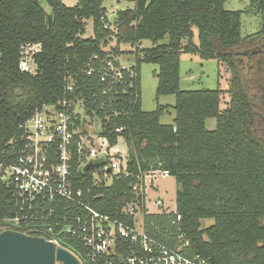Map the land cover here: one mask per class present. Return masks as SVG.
Masks as SVG:
<instances>
[{
  "label": "trees",
  "instance_id": "trees-1",
  "mask_svg": "<svg viewBox=\"0 0 264 264\" xmlns=\"http://www.w3.org/2000/svg\"><path fill=\"white\" fill-rule=\"evenodd\" d=\"M104 1L78 0L67 7L62 0H0V164L16 160L23 125L37 110L80 102L85 115L98 119L99 137L109 148L122 138L127 149V172L112 175L109 186L93 187L73 156L75 185L90 189L97 211L132 223L120 212L125 203L141 200L133 187L144 186L146 173L167 172L180 188L176 214H144L149 236L172 245L169 236L183 234L190 253L209 264H264V141L255 131V120H264V0H249L248 14H261L262 24L244 38L242 12L226 11L227 0H124L134 7L117 11L112 29ZM88 20L92 37L83 39ZM112 41L115 47L106 51ZM143 41L152 46L139 48ZM122 44H130L135 55L125 70L114 60L126 54L119 50ZM28 45L40 46L32 56L34 74L19 68ZM182 54L226 66L230 101L225 110H220L219 89H180ZM108 63L121 70V78H113ZM143 63L158 65L156 100L173 96V106L141 110ZM68 79L72 93L66 91ZM169 109L173 123L162 125ZM207 119H215L213 131L206 129ZM15 214L0 184V218ZM203 220L213 225L202 229ZM66 240L60 245L73 251Z\"/></svg>",
  "mask_w": 264,
  "mask_h": 264
},
{
  "label": "built area",
  "instance_id": "built-area-1",
  "mask_svg": "<svg viewBox=\"0 0 264 264\" xmlns=\"http://www.w3.org/2000/svg\"><path fill=\"white\" fill-rule=\"evenodd\" d=\"M138 47L143 48L140 44ZM39 50V45L24 47L19 62L22 72L34 74L32 56ZM119 66L122 70L129 67ZM108 68L114 79L121 78V70L113 63H108ZM66 91L73 92L70 79ZM78 104L62 101L44 105L23 125L24 144L18 157L9 165L0 164V184L10 194L16 210L14 216L0 218V233L12 230L42 238L70 252L79 264H209L200 255L190 253V243L183 234L169 236L170 245L145 231L144 214H176V207L165 208L163 199L149 200L144 184L147 175L155 179L157 173L165 177L167 172L146 173L144 186L133 187L141 200L132 199L120 212L121 217L132 218V223L102 214L92 206L90 189L79 188L72 178L73 156L77 157L79 172L89 162L104 161L100 172L87 175L93 187L101 183L109 186L114 174L125 175L127 161L122 155L117 160L111 158L112 148L106 139L99 137L101 142L97 143L92 134L83 131ZM57 106L63 111L59 112ZM148 203L154 212H150ZM64 239L73 251L60 245L59 240Z\"/></svg>",
  "mask_w": 264,
  "mask_h": 264
},
{
  "label": "rangeland",
  "instance_id": "rangeland-1",
  "mask_svg": "<svg viewBox=\"0 0 264 264\" xmlns=\"http://www.w3.org/2000/svg\"><path fill=\"white\" fill-rule=\"evenodd\" d=\"M250 6L249 0H227L224 4V9L226 11H240L241 14V37H246L257 33L262 24L261 14L250 15L248 14V8ZM131 7L129 3L124 0H105L103 3V8L107 11V17L111 22H109V28L112 29V23L114 14L117 11H123ZM113 19V20H112ZM194 40L197 43L196 30L194 29ZM93 32V22L89 20L86 24V33L82 36L83 39L92 37ZM163 43H166L164 41ZM115 41L109 43L105 48L106 51H110L115 47ZM143 48L151 47V42L143 41ZM121 49L124 53L132 54L127 58H120V64L123 66H131L135 63V55L131 51L129 53L128 49H131L130 44H122ZM134 50V48H132ZM31 54L29 50L25 51ZM128 52V53H127ZM159 67L156 64H141L140 66V101L141 110L143 112H153L158 107L173 106L175 98L173 96H160L156 100V88L158 79L156 77ZM193 78V79H192ZM257 77L255 78V80ZM179 80L180 89L184 91H196V90H216L222 91L220 110L223 111L227 107L230 96L227 91L230 88V74L224 64H218L214 60L204 61L200 59L197 55L182 54L180 57L179 65ZM264 82V81H261ZM254 86V85H251ZM77 111L80 114L79 117L84 120L83 131L87 135L92 134L97 143L101 142L99 139L100 123L97 118H90L85 115L83 106L78 104ZM174 118L173 110L169 109L167 113H164L160 118V123L162 125H172ZM216 126L215 119H207L205 121V127L208 131H213ZM255 131L257 135L264 141V120L258 118L255 120ZM109 155L111 158L116 160L121 157V155L126 158L127 149L122 138L118 139L117 145L113 147ZM151 176V175H149ZM154 178L148 177L144 178V184L146 186V193L149 200L153 201L155 199H163L165 208L173 210L176 206V193L180 189L178 184L175 182L174 178L170 176L163 177L160 173H157ZM110 183V181H108ZM148 208L150 212H154V207L148 203ZM213 225L211 220L201 221L202 229H205ZM57 264V263H56Z\"/></svg>",
  "mask_w": 264,
  "mask_h": 264
},
{
  "label": "water",
  "instance_id": "water-1",
  "mask_svg": "<svg viewBox=\"0 0 264 264\" xmlns=\"http://www.w3.org/2000/svg\"><path fill=\"white\" fill-rule=\"evenodd\" d=\"M103 160L89 162L80 173L83 176L100 172ZM79 264L65 249L56 248L42 238L6 230L0 233V264Z\"/></svg>",
  "mask_w": 264,
  "mask_h": 264
},
{
  "label": "crops",
  "instance_id": "crops-1",
  "mask_svg": "<svg viewBox=\"0 0 264 264\" xmlns=\"http://www.w3.org/2000/svg\"><path fill=\"white\" fill-rule=\"evenodd\" d=\"M62 2H63V4L65 5V6H67V7H73V6H75L76 4H77V2H78V0H62ZM130 5H131V7H128V9H133V7H134V4H132V3H129ZM106 17H107V11H106ZM114 18H115V14H114ZM113 18V19H114ZM112 19V20H113ZM107 20L109 21V22H111L110 20H109V18L107 17ZM89 21V20H88ZM87 21V22H88ZM92 21V20H91ZM87 22H86V24H87ZM85 33H86V31H85ZM142 44H143V42H141L140 43V45L142 46ZM115 45V44H114ZM151 46H152V44H151ZM106 50V49H105ZM119 50L120 51H125V50H123V49H121V45L119 46ZM128 51L129 52H131V51H133V49H132V47H131V49H128ZM132 54H124V55H121V56H119L118 58H117V60L119 61V59L120 58H127V57H130ZM119 63H120V61H119ZM193 79V78H192Z\"/></svg>",
  "mask_w": 264,
  "mask_h": 264
}]
</instances>
